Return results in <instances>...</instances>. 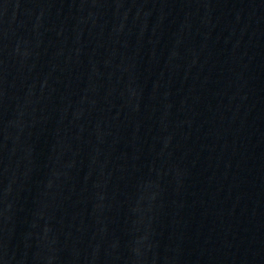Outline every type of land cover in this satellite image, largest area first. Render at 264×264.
Wrapping results in <instances>:
<instances>
[{"label": "water", "instance_id": "95a60500", "mask_svg": "<svg viewBox=\"0 0 264 264\" xmlns=\"http://www.w3.org/2000/svg\"><path fill=\"white\" fill-rule=\"evenodd\" d=\"M0 264H264V0H0Z\"/></svg>", "mask_w": 264, "mask_h": 264}]
</instances>
